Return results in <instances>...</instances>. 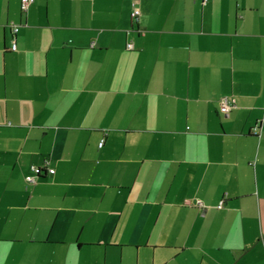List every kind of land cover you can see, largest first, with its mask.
I'll use <instances>...</instances> for the list:
<instances>
[{
    "label": "crops",
    "instance_id": "0c3cea01",
    "mask_svg": "<svg viewBox=\"0 0 264 264\" xmlns=\"http://www.w3.org/2000/svg\"><path fill=\"white\" fill-rule=\"evenodd\" d=\"M21 4L0 0V264H264V0Z\"/></svg>",
    "mask_w": 264,
    "mask_h": 264
},
{
    "label": "built area",
    "instance_id": "2783aa9c",
    "mask_svg": "<svg viewBox=\"0 0 264 264\" xmlns=\"http://www.w3.org/2000/svg\"><path fill=\"white\" fill-rule=\"evenodd\" d=\"M35 2V0H22V4H21V8L23 12H27L28 9L33 3ZM134 12L133 13V17L135 18L136 21H138V17H139V13L140 11L136 8V5L134 4ZM19 32V28L16 27L14 29V35H16ZM129 47H131V45H129ZM17 44H16V39L15 37H13V44L12 47L10 49H12V51H17ZM235 105V101L231 100L229 98H224L221 101V112L222 113H228L232 108H234ZM259 129V126L255 127V132H257ZM104 144V140L101 142L100 147H102V145ZM51 173H54V170L50 171ZM40 176V169H37L35 167L32 168V174L30 176H28V181L29 182H34L38 179V177ZM198 206H202V204L198 201L197 202ZM223 202H221L218 206L219 210L223 207Z\"/></svg>",
    "mask_w": 264,
    "mask_h": 264
}]
</instances>
